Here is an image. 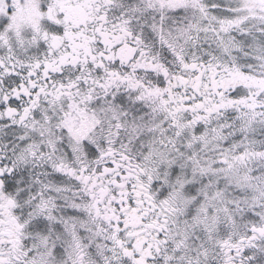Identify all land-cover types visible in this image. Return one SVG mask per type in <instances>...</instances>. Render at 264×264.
<instances>
[{
  "label": "snow or ice",
  "instance_id": "6c2138e0",
  "mask_svg": "<svg viewBox=\"0 0 264 264\" xmlns=\"http://www.w3.org/2000/svg\"><path fill=\"white\" fill-rule=\"evenodd\" d=\"M0 264H264V0H0Z\"/></svg>",
  "mask_w": 264,
  "mask_h": 264
}]
</instances>
